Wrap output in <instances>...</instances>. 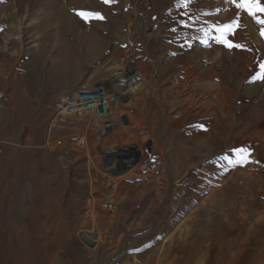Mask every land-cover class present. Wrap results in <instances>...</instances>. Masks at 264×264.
Listing matches in <instances>:
<instances>
[{"label": "rangeland", "instance_id": "obj_1", "mask_svg": "<svg viewBox=\"0 0 264 264\" xmlns=\"http://www.w3.org/2000/svg\"><path fill=\"white\" fill-rule=\"evenodd\" d=\"M242 3L0 0V264H234L260 199L261 235L242 264H264V12ZM130 47L111 87H132L116 110L130 125L103 136L89 115L52 126L56 97L116 79ZM99 145L144 156L118 178ZM228 196L233 209L220 210ZM193 222L186 258L175 248ZM220 245L230 252L215 257Z\"/></svg>", "mask_w": 264, "mask_h": 264}, {"label": "built area", "instance_id": "obj_2", "mask_svg": "<svg viewBox=\"0 0 264 264\" xmlns=\"http://www.w3.org/2000/svg\"><path fill=\"white\" fill-rule=\"evenodd\" d=\"M120 105L118 95L109 90L103 79L91 81L83 80L70 92L60 93L53 102L52 126H59L69 120L80 121L85 115L91 116L92 127L95 120H101V129H110L115 123H123L117 114ZM57 143H61L60 140ZM82 145V144H79Z\"/></svg>", "mask_w": 264, "mask_h": 264}, {"label": "bare ground", "instance_id": "obj_3", "mask_svg": "<svg viewBox=\"0 0 264 264\" xmlns=\"http://www.w3.org/2000/svg\"><path fill=\"white\" fill-rule=\"evenodd\" d=\"M132 48L130 47L128 50L127 55L124 57L123 61H122V66H121V70L120 72H118V74L111 76V78H113L115 76L116 79L112 80L111 82H109V78L107 79H103L107 82V87L109 88V90L115 92L118 97L120 98V105L122 107H124L123 102H124V95L128 94L129 91L132 89V87L127 86L126 82L124 83V85L122 86V89L117 88L116 86V90L112 89L111 87L115 86L117 83V78H122L125 74H126V69L128 68L129 65L132 64L133 62V58H132ZM120 68V66H118ZM120 80V79H119ZM127 81V80H126ZM128 82V81H127ZM110 83V84H109ZM134 87V85H133ZM136 88V86L134 87ZM208 93H211V90H208ZM208 98L211 96L207 95ZM124 97V98H123ZM198 99H196L197 101ZM202 109L204 110V114H206V117H210L212 116L213 113V106H212V102L210 103L209 101L206 102L205 104L201 105ZM201 109V110H202ZM120 115V114H119ZM128 123L127 125H125V127H128L130 125V120L129 117L127 115H125ZM204 116V115H203ZM122 119V117H121ZM101 121V120H100ZM99 120H95V125L93 127V129H95L96 131L101 133V136L105 135L106 133L108 134H112L115 131V124L112 128L110 129H101L102 127L100 126L101 122ZM210 134V133H209ZM103 138V137H102ZM102 140V139H101ZM207 141V140H206ZM84 141L80 140L79 144L83 145ZM101 143V142H100ZM208 144V143H207ZM210 145V144H209ZM210 147H208V151H209ZM98 151L103 154V156L106 158L107 165L105 166V170L112 172L114 175H116L118 178H121L123 176H125V174H130L131 173V169H132V164L134 162H136L137 159L142 158L143 155V151H141L138 147L136 146H124L122 147L120 150H118V153H114L113 152H109V151H104L102 150V148L98 147ZM98 152V153H99ZM210 152V151H209ZM206 155V154H205ZM198 158V157H197ZM119 170H123L122 174L121 173H116ZM125 172V173H124ZM120 174V175H119ZM113 205V199L110 198L109 203H107V206H111ZM195 219V218H194ZM188 228V227H187ZM172 233V232H171ZM170 233V234H171ZM189 234V232H187ZM168 236H171V235ZM187 234V235H188ZM167 236V237H168ZM87 238V237H86ZM169 238V237H168ZM89 239V238H88ZM92 241V240H91ZM92 245H93V241H92ZM91 245V246H92Z\"/></svg>", "mask_w": 264, "mask_h": 264}, {"label": "crops", "instance_id": "obj_4", "mask_svg": "<svg viewBox=\"0 0 264 264\" xmlns=\"http://www.w3.org/2000/svg\"><path fill=\"white\" fill-rule=\"evenodd\" d=\"M98 80H101L98 79ZM96 81V80H95ZM261 179H264V172H261ZM229 197V196H228ZM230 201H225V204L219 205V209L221 210H225V209H233V204L232 202L234 201V198L232 199L231 197ZM232 200V201H231ZM259 204L261 203V199L259 200ZM259 204L257 205V208H255L256 214L254 215V219L252 218V222L250 224H248L245 228V234H244V238L243 239H247L248 243H246L245 245H243L241 243V245H239V248L236 249H232L230 250V246L231 245H225L223 248V245L218 246L217 248V253L215 254L217 257L219 253H222L224 250L225 251H234V255L236 258V263L234 264H242L244 261H246L250 255L253 253V251L251 252V249H247V245H249L250 242L252 243H257L258 242V237L261 235V228H262V224L260 222V216H257L259 214L260 211V207ZM232 205V206H231ZM198 220V218H197ZM249 220H241L240 222V228L243 229V227L248 223ZM193 224H195V231L192 233V236L190 238L187 239L186 241L183 242H178L179 244L177 245V247L175 248L177 250L178 253H181L183 257L189 258L191 255V250L194 248L195 243L197 242L198 238H199V234H200V230H199V226L196 222H193ZM68 227V226H67ZM66 227V228H67ZM73 227V226H72ZM190 228H192V225L189 226ZM216 233H213V238L216 236ZM213 238H211V240H213ZM255 238V240H254ZM216 242H219L218 240L215 239ZM222 242V241H221ZM232 243V241H231ZM252 244V245H254ZM243 245V246H242ZM229 251V252H230ZM207 253V252H206ZM206 253H202L200 255L201 258H203ZM230 259V256L228 255L224 261L222 262V264H227L226 262Z\"/></svg>", "mask_w": 264, "mask_h": 264}, {"label": "snow or ice", "instance_id": "obj_5", "mask_svg": "<svg viewBox=\"0 0 264 264\" xmlns=\"http://www.w3.org/2000/svg\"><path fill=\"white\" fill-rule=\"evenodd\" d=\"M110 2H112V0H105V3H110ZM237 6L246 8L248 12L252 15H255L257 12H264V5L261 4V0H245V3L239 4ZM77 15H79L80 17L84 19H90V18L103 19L104 18L103 15L99 12L78 11ZM258 22H264V21H260L258 19ZM235 24L236 22L233 21L230 24H225L223 26H216V30L220 33H224L225 30L231 31L233 28V25ZM219 39L221 40L222 43L226 44L229 47H233V46L242 47L241 45L231 44V42L227 40L226 38H224L223 35L219 37ZM205 43H207V41H205ZM260 68H261L260 73L257 74V76H255L254 79H264V65H261ZM237 152L240 156L237 162L238 163L246 162L247 155L245 154V150L239 149L237 150Z\"/></svg>", "mask_w": 264, "mask_h": 264}, {"label": "water", "instance_id": "obj_6", "mask_svg": "<svg viewBox=\"0 0 264 264\" xmlns=\"http://www.w3.org/2000/svg\"><path fill=\"white\" fill-rule=\"evenodd\" d=\"M122 121H123L124 124L128 123V120H127L125 115L122 116ZM122 172H123V170H119L116 173H122ZM82 240L84 242H86L87 244L92 245V241L90 239L86 238L85 236H83Z\"/></svg>", "mask_w": 264, "mask_h": 264}]
</instances>
